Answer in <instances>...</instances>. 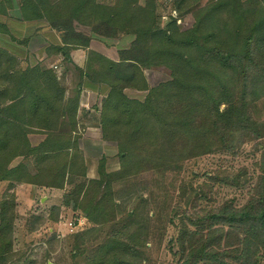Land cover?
Wrapping results in <instances>:
<instances>
[{
  "label": "trees",
  "instance_id": "obj_1",
  "mask_svg": "<svg viewBox=\"0 0 264 264\" xmlns=\"http://www.w3.org/2000/svg\"><path fill=\"white\" fill-rule=\"evenodd\" d=\"M18 2L22 20H44L58 34L62 45L51 50L64 52V62L77 49L86 50V62L75 65L80 81L68 97L54 70L23 65L0 48V184H9L0 200V264H16L17 184L67 190L64 205L92 224L71 236V264H163L169 229L171 264H264V149L244 201L216 200L213 191L221 182L243 189L247 169L217 172L211 186L183 178L193 160L237 155L264 138V122L253 115L264 98V0H212L190 36L175 19L158 28L156 0ZM74 22L108 38L134 34L130 57L115 61L92 50ZM158 66L171 78L150 86L144 69ZM84 79L110 87L98 121L119 158L109 171L102 157L92 179L77 135ZM127 88L147 96L131 98ZM65 119L69 131L61 129ZM31 133L45 139L34 147Z\"/></svg>",
  "mask_w": 264,
  "mask_h": 264
},
{
  "label": "rangeland",
  "instance_id": "obj_2",
  "mask_svg": "<svg viewBox=\"0 0 264 264\" xmlns=\"http://www.w3.org/2000/svg\"><path fill=\"white\" fill-rule=\"evenodd\" d=\"M100 1L106 4H114L116 0ZM211 2L212 0H156L157 15L159 16L157 26L159 29L165 30L168 23L175 19L181 32L190 36L195 29V24ZM74 26L80 33L91 37L92 50L115 61L130 57L128 51L136 39L134 34L108 38L93 34L90 26H84L78 22H74ZM48 27L50 28L49 24ZM75 70L71 69L73 77H76V72L79 75L78 71ZM62 72L66 73L67 71L62 69ZM144 73L150 86H156L171 78L170 70L163 66L146 68ZM86 81L84 79V83ZM73 88L74 86H72ZM83 88L84 85L82 86V91L84 90ZM125 93L129 97L139 100H144L147 96L146 91H137L131 88H127ZM101 102L102 98L98 99L93 105L98 112V106L101 107ZM253 115L259 122H264V98L253 104ZM86 125L81 123L77 125L78 132H81L82 135L85 134L86 129L87 134L94 131V129H91V125L88 127ZM97 126L99 133H101L100 124ZM100 135L101 137L78 135L79 147L86 158L88 164L87 174L90 179L98 176V167L102 157L106 158L109 171H115L119 168L117 145L103 141L102 134ZM262 149H264V138L246 142L237 155L222 153L201 157L186 164L183 178L188 181L189 185L197 186L198 183L204 182L211 186L212 183L208 178L217 174V172L236 173L240 169H247L250 180L243 189L236 190V188L226 187L221 182L214 184L213 191L216 200L221 197L236 196L238 201H244L246 199L245 194L247 195L252 185V177L257 173L255 163L259 160ZM29 165L34 171L32 164L29 163ZM193 176L196 178L194 179ZM7 185L9 184L5 185L4 190ZM66 192L67 190L59 189H43V191L36 192L30 188L19 189L17 187L15 190L16 205L14 210L16 219L13 233L14 252L17 255L10 262H15L16 264H56L60 259L63 262L62 264L72 263L69 246L71 236L89 229L92 224L75 209L64 205L63 200ZM8 193L11 194L12 192ZM2 195L0 192V200ZM57 206L59 210L54 209ZM174 234L175 231L169 229L162 244L159 257L163 264L172 263V255L167 251V244L172 240Z\"/></svg>",
  "mask_w": 264,
  "mask_h": 264
},
{
  "label": "crops",
  "instance_id": "obj_3",
  "mask_svg": "<svg viewBox=\"0 0 264 264\" xmlns=\"http://www.w3.org/2000/svg\"><path fill=\"white\" fill-rule=\"evenodd\" d=\"M61 45L60 37L53 29L48 27L46 21H24L21 19L18 0H0V48L13 55L23 65L37 66L43 71L54 70L60 83L65 87L67 96L72 97L76 93L80 75H77L76 72V77H73L71 69L75 70L74 65L84 66L86 62V50H72L70 53L71 60L64 62L62 57L64 52L59 54L51 50L52 46ZM62 69H66L67 72H62ZM71 84L74 86L73 89ZM83 89L76 120L77 125L80 123L83 125L87 124V127L91 125V129H94V131L87 134L86 129L84 135L101 137V135L99 136L101 133H99L97 126L99 125V112L93 105H95L98 99L107 97L110 87L106 84L94 85L86 81ZM3 107L5 108L6 105H3ZM98 108L100 107L98 106ZM61 129L64 131L70 130L68 119L62 121ZM79 134L80 136H84L81 132H78L77 135ZM74 135H76L75 132ZM28 137L34 147L38 146L45 139V136L39 133H31ZM21 161L22 158L16 159L12 166H16ZM26 163L29 165L28 161ZM7 183L0 184L1 194L5 191L4 187ZM17 187L19 189L30 188L36 192L43 191V189L47 190V188L29 184H17Z\"/></svg>",
  "mask_w": 264,
  "mask_h": 264
}]
</instances>
